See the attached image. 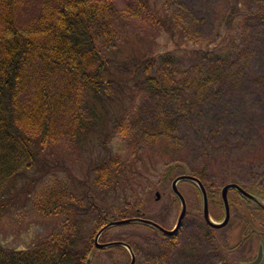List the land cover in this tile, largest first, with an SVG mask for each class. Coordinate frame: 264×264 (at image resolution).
<instances>
[{
	"label": "rangeland",
	"instance_id": "rangeland-1",
	"mask_svg": "<svg viewBox=\"0 0 264 264\" xmlns=\"http://www.w3.org/2000/svg\"><path fill=\"white\" fill-rule=\"evenodd\" d=\"M66 1L18 0L17 25L30 29L34 27L32 23L37 17H45L48 10L62 6ZM113 1L119 10L128 8L127 0ZM150 2L160 12L172 15L183 31L184 36L176 41L178 49L164 30L153 27L145 17L137 15L130 17L125 33L117 28L116 42L123 43L121 37L132 30L146 31L153 37L154 52L174 50L178 57L177 64L169 69L155 65L151 72L164 91L172 89L180 100L184 98L182 92L185 89L189 94L198 93L194 104H187L192 116H185L181 112L182 105H175L164 97L166 95L139 96L134 102V109L124 122L116 126L105 145L109 155L125 163L124 173L113 189L94 187V174L88 170L103 160L105 152L98 140L84 145L82 150L70 141L68 130L72 125L71 113L75 110V104L80 103L73 94L71 98L65 97L67 80L58 71H51L47 78L53 90L66 100L62 106L65 110H60L56 115L53 148L57 158L65 162V167L76 177L84 179L86 173H90L87 176L90 196L95 199L103 216L118 215L129 207L126 213L135 215L134 211L138 208L146 216L155 217L167 207L169 214L165 224L174 226L180 206L176 200H171L170 194H163L169 185L165 186L161 181L171 163L180 164L179 168L173 167V173L187 170L193 175L207 165L203 179L218 189L240 179L248 182L255 179L264 187V142L261 137L264 136L261 129H264V95L252 79L254 74L264 69V18L260 20L254 14L261 6L264 15V0H240L239 13L233 15L230 24L225 22L230 14V0ZM230 36L235 39L232 53L219 61L201 60L192 52L207 46L217 48ZM105 40L106 37L100 36L101 43ZM206 77L210 82L205 81ZM212 84L216 85V90L212 89ZM114 109L116 113L117 109ZM112 125L110 121L109 130H112ZM58 174L64 176L63 172ZM155 187L158 188L154 190ZM182 187L189 213L184 218L178 238L171 242L156 239L158 246H151L158 235L152 234L142 224L131 223L107 229L109 231L106 230L100 237V244L108 239L132 237L137 242L134 251L138 255V264H238L241 260L231 262L238 254L228 250L237 242L238 229L235 224L216 232L222 249L218 257L212 256L213 247L206 240L202 225L200 195L188 182H183ZM155 191L160 193L159 200L155 199ZM24 209L21 218L16 219L12 214L0 219V244L3 247L18 250L28 248L60 224V218L41 216L28 206ZM113 247L97 249V257L109 253L108 260L101 258V264H112L111 259L116 262L121 260L122 249L118 248L120 246ZM108 248L112 249L108 251ZM102 251H105L104 254L99 255ZM249 252L250 249L245 257ZM224 257L231 260L227 262ZM131 260L125 264H130Z\"/></svg>",
	"mask_w": 264,
	"mask_h": 264
},
{
	"label": "trees",
	"instance_id": "trees-1",
	"mask_svg": "<svg viewBox=\"0 0 264 264\" xmlns=\"http://www.w3.org/2000/svg\"><path fill=\"white\" fill-rule=\"evenodd\" d=\"M127 2L123 10L113 0H67L52 9L48 5L47 16L37 17L28 29L17 25L18 0H0V219L12 214L21 218L27 206L41 216L60 218V224L28 248L0 244V264H83L84 255L94 248L95 233L105 223L104 213L90 196L88 172L94 174V187L109 189L116 187L124 173L125 163L109 155L105 146L116 126L134 109L139 96L166 95L167 100L182 105L185 116H192L187 104H194L198 93L193 97L185 89L180 100L172 89L164 91L151 72L155 65L169 69L177 64L174 50L154 52L153 37L146 31L132 30L121 37L123 43L116 42L117 28L125 33L130 17L136 15L164 30L176 49L183 31L172 15L160 12L150 0ZM240 5V0H230L227 24L239 13ZM254 14L262 20L263 8ZM100 36L106 37L105 42H100ZM234 45L230 36L217 48L192 52L201 60L215 62L229 56ZM51 71L67 80L65 97L73 94L80 103L71 113L70 141L82 150L98 140L105 152L84 179L69 171L53 148L56 115L65 110L66 100L53 90L47 78ZM254 75L264 95V69ZM211 87L216 90L215 84ZM206 171L207 165L195 175L203 179ZM203 182L213 206L217 188ZM124 212L117 216L123 218Z\"/></svg>",
	"mask_w": 264,
	"mask_h": 264
},
{
	"label": "flooded vegetation",
	"instance_id": "flooded-vegetation-1",
	"mask_svg": "<svg viewBox=\"0 0 264 264\" xmlns=\"http://www.w3.org/2000/svg\"><path fill=\"white\" fill-rule=\"evenodd\" d=\"M183 174H185V173L182 170H181V172H174L173 175H171L170 170H167L163 174V177L161 179L162 184H164L165 186L169 185V187L163 191V194H166V193L170 194L171 198H172V199L171 198L170 199L172 201L178 200V198L175 195H173V193H172V190H171L172 189V182L174 179L182 176ZM183 182H186V180H178L177 187H178V190L181 192V194H183V196H184V192L182 191V188H183L182 183ZM234 183L239 185L242 188V190H244V192H241L237 189H230L227 192L228 205H229V219H228L227 224L221 228H213V227H210L207 224L203 223V221H202L203 228L205 229V232H204L205 238L209 243H211V245L213 247L211 255L215 256V257L219 256V251H220L219 242H220V240L218 239V236H217L218 234L216 232L226 230L229 227H231L233 224H235V226L238 229L237 242H235V244L232 245V247H229L228 250L230 252L234 251L233 254H238V255L234 256L233 260L229 259V257H224V260H226L227 262H228V260H231V262H233V263L236 262V260H241L238 262V264L251 263L257 259L259 248L261 247V250L263 251V256H262L261 261L258 264H263L264 263V187H262L258 182H255L254 180L252 182H248L246 179H240L239 181L234 182ZM205 187H206V185H205ZM222 187L223 186H221L220 189L217 188L216 201H215V204L213 206L210 205L211 198L209 197V192L207 190L210 214L215 219V221H217V222H221L225 216L224 206H223V203H222V200L220 197V191H221ZM157 188L158 187H155L154 190H156ZM206 189H207V187H206ZM199 191H200V189H199ZM199 191H198V193H199ZM200 193H201V191H200ZM159 197H160L159 191H155V199L159 200ZM257 202H259L261 206H259L257 204ZM168 208H169V206H168ZM211 208L213 209V211ZM200 211H201V207H200ZM167 214H169L167 207L165 208V210L162 214L159 213L155 217L149 216V215L146 216L140 209L136 208L135 209V215H133L132 213H130V214L125 213V216L123 218L141 216L145 219L153 220L154 222L158 223L160 226H162L166 229L167 228L172 229L173 226H167L165 224ZM104 218H105V223L110 219H113V220L122 219L115 214L110 215V217L104 216ZM148 230L152 234L158 235V237L155 238V240H153L154 244L151 242L152 243L151 246L156 247V244H158L157 240L158 241L171 242L174 239L178 238V235L180 234V231H181V227L178 230V232L172 237H164L159 230H157L156 228H153V227H151V228L149 227ZM107 231H109V230H107ZM116 240H120L122 242L129 244L131 246L132 251H133V255H132V251L129 252L127 249H125V247L120 246L118 248L122 249V251L120 253L121 260H118L116 262L115 260L111 259V263L112 264H123V263L125 264V262L127 260L129 263L131 257L134 256L135 264H138V255H136V253L134 251V247L136 248L135 245L137 242H134L132 237H128L126 239H115V240H109L108 239L104 242L103 241H101V242L109 243V242H114ZM114 248H116V247H114ZM150 248L152 249V247H150ZM108 249H109L108 251H110V249H112V248H108ZM151 249H150V251H151ZM248 249H250V252H249L248 256L245 257V255L248 253ZM95 252H98V250L96 248H90L88 250V252L82 258L83 260H81V261H83V264H87V263H89V264H101V262H103V261H101V258H102V260H105L104 258H106V260H108L107 256L109 257V253L104 254L105 251L100 252L99 255L104 254L100 258V256L99 257L95 256V254H96ZM90 255H92L91 258H90Z\"/></svg>",
	"mask_w": 264,
	"mask_h": 264
},
{
	"label": "water",
	"instance_id": "water-1",
	"mask_svg": "<svg viewBox=\"0 0 264 264\" xmlns=\"http://www.w3.org/2000/svg\"><path fill=\"white\" fill-rule=\"evenodd\" d=\"M183 179L189 180V181L195 183L199 187V189L201 191V195H202V215H203L205 222L208 225H210L211 227H215V228H221V227L225 226L228 222V219H229V205H228L227 192L230 189H237L241 192H244V190H242V188L239 185H237L236 183H228L222 187V189L220 191V197H221V200H222V203L224 206L225 216L221 222H216L215 220H213V218L211 217V215L209 213L207 192H206V189H205L202 181L195 176L185 174L183 176L176 178L172 183V190H173L174 194L179 198V201H180V211H179V214H178L174 228H172L171 230H167V229L162 228L157 223H155L151 220L140 218V217L121 219V220H117V221H109L107 224L102 226L98 230V232L95 234V237H94L95 246L100 249V248H106V247L114 246V245H125L128 249H130V247L123 242H110V243H106V244H100L98 242V239H99L100 235L105 230H107L108 228H110L112 226L131 224V223L144 224L147 226L154 227L166 236L174 235L176 233V231L179 229V227H180V225H181V223L185 217V214H186V202H185L182 194L177 189L178 180H183ZM257 204L259 206H261L259 202H257ZM262 256H263V251L261 250V247H260L257 259L251 263H248V264H258L261 261ZM131 258H132V260H131L130 264H134V257L132 256ZM87 264H89V263H87Z\"/></svg>",
	"mask_w": 264,
	"mask_h": 264
}]
</instances>
